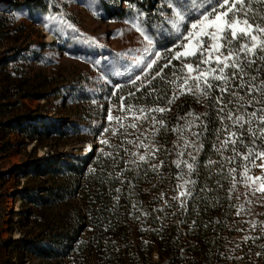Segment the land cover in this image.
Listing matches in <instances>:
<instances>
[{"label": "trees", "instance_id": "16d2710c", "mask_svg": "<svg viewBox=\"0 0 264 264\" xmlns=\"http://www.w3.org/2000/svg\"><path fill=\"white\" fill-rule=\"evenodd\" d=\"M141 3L161 57L147 77L126 86L122 93L127 95L125 102L141 118L147 116L143 120L151 119L149 133L133 140L108 138V143L95 144L87 154L47 153L28 160L25 174L43 180L39 185L22 186L19 193L24 205H30L25 211L31 214L42 210L44 221L41 234L23 236L19 241L33 254L62 264L66 259L72 264H264V224L254 223L264 217V191H255L258 188L252 187L245 173L256 157L244 159L248 147H253L252 137L247 126L240 130L227 120V110L221 113L219 109L223 105L217 103V98L223 97L224 105L233 109V115H239L236 97L221 93L218 88L205 95L194 85L192 92L187 91L184 79L198 73L184 66L192 64L195 69L205 53L174 59L179 36L161 26L163 18L159 11L155 12L158 7L153 0ZM22 6L32 11H59V4L49 0H12V7ZM251 7L253 12L248 22L264 27V5L253 0ZM119 9L120 16H125L122 12L127 10L126 15L130 13V8ZM4 11L10 10L0 8V12ZM228 36L231 37L230 31ZM262 39L264 33H258L254 43L259 44ZM244 42H236L233 47L239 48ZM169 60L171 65L152 80ZM201 66L216 65L213 62ZM262 67V63L255 64L247 78L255 76V83L259 84L264 80ZM213 83L224 86L222 81ZM239 83L232 81V91L244 96L246 102V89L235 87ZM142 84L145 86L141 87ZM76 96L85 98L83 93ZM255 98H261L258 92ZM260 107L245 103L249 113ZM157 108L166 110L140 111ZM47 117L22 114L4 123H13L21 133L36 141L56 135H77L84 127L67 119L58 124ZM153 118L163 124H153ZM121 125L117 123V130H122ZM229 133L243 139L235 152L231 143L227 147L221 143L236 138L229 137ZM141 143L145 147L137 146ZM261 145L264 139L256 141L257 152L264 151ZM141 155L146 157L144 161L139 160ZM189 163L193 164L191 172ZM189 191L191 195H181ZM54 206L59 207V212L50 210ZM246 227L249 233L240 236L239 232Z\"/></svg>", "mask_w": 264, "mask_h": 264}, {"label": "rangeland", "instance_id": "374dc122", "mask_svg": "<svg viewBox=\"0 0 264 264\" xmlns=\"http://www.w3.org/2000/svg\"><path fill=\"white\" fill-rule=\"evenodd\" d=\"M49 1L59 4V11H32L27 6L12 7V0H0V8L10 10L0 12L1 261L6 256L21 262L25 253L23 249L27 248L19 239L41 234L43 230L44 212L37 209L27 213L25 210L30 205H24L19 193L22 186L39 185L43 180L25 174L28 160L47 153L82 154L80 148L88 142L95 145L108 138L133 140L149 133L151 119L146 122L125 99L123 104L121 101V97L127 96L122 93L123 89L137 76L144 77L147 63L157 59L154 53L159 52L152 27L148 26L145 11L141 9L144 0H131L130 3L124 0ZM153 2L158 7L155 12L159 11L163 18L161 26L168 33L179 36L177 52H196L201 40L207 41L205 48L222 44L219 31H216L215 40L202 36L215 31L211 27L215 16L202 19V13L213 0ZM119 8H130V13L126 15L127 10L122 12L125 16H120ZM179 15H184L185 19L180 21ZM231 19L237 20V17ZM243 20L239 17L235 25L237 31L246 29ZM218 23L223 28L225 18ZM193 24L198 27L193 29ZM145 35L151 38V45ZM216 55L218 53L206 51L204 59L214 62ZM206 69L201 66L199 71L205 72ZM81 93L85 98L76 96ZM22 114L40 118L47 115L58 124L67 119L84 127L77 135H56L36 141L21 133L13 123L5 125V121ZM118 122L122 123V130H117ZM133 123L136 128L130 126ZM90 124L95 127L90 128ZM260 165H264V158L256 156L246 173L252 187L258 189L264 188V167ZM256 177L262 179L255 180ZM7 204L12 207L8 208ZM50 210L59 212V207ZM262 218L254 223L263 225ZM248 230L246 227L239 235L247 236ZM30 253L33 264H62ZM153 256L156 258L157 254L154 252ZM65 264L72 263L66 259Z\"/></svg>", "mask_w": 264, "mask_h": 264}, {"label": "snow or ice", "instance_id": "6c2138e0", "mask_svg": "<svg viewBox=\"0 0 264 264\" xmlns=\"http://www.w3.org/2000/svg\"><path fill=\"white\" fill-rule=\"evenodd\" d=\"M259 2L264 5V0H259ZM252 3L253 0H231V3L230 0H213V3L209 5L208 8H205L204 13H202V19L207 20L210 16H215V21H213L211 24V27L214 28L215 31L203 33L202 36L210 37L212 40H215L216 31H219L221 34L220 39L223 41V43L219 46L212 45L209 48H205L204 44L207 43V41L201 40L198 41V43L200 44V48L196 52H177L176 56L174 57V59H180L182 56L185 58L189 56H203L206 51L210 53H218L214 61L216 66L207 68L205 72L199 71L200 65H211L213 63L211 59L200 60L196 63L195 69H193L192 64H186L184 67L188 68L190 71L195 70L198 74L185 78L183 85L188 86L187 91L189 92H192L194 85L197 91H200L205 95L213 88H218L221 93H227L231 96L236 97V103L238 105V108L236 110L240 111L239 115H233V109L228 108L227 105H224L223 97H218L217 103L223 105L219 109L221 113H224L227 110L226 119L232 121L233 125H238L240 130H244L245 126H247V133L252 137L253 147H248V154L244 157L245 160H249L253 155H256L259 158H264V151L257 152L254 147L257 140L264 139V80H261L259 84H256L255 81L257 77L252 76L250 78H247L248 72L255 66V64H264V39H262L259 44L254 43V41L257 40V34L264 33V27H260L259 25L254 26L253 24H249L248 22L251 18L250 14L253 12V9L251 7ZM216 5H218V7ZM237 5H239V7H237ZM241 15L244 16V20L242 22L246 26V29L240 28L239 31H237L235 25L239 22V17ZM222 17L225 18V25L223 28H220L218 22ZM232 17H237V20H232ZM184 19V15H179L180 21H183ZM197 27V24L192 25L193 29ZM229 31H231L230 38L228 36ZM144 38L148 41L149 45L152 44L151 38H149L147 35H145ZM241 40L245 42L240 44L239 48H234L233 44ZM249 42H253L251 43V47H249ZM222 49L224 51H227L228 54L226 56L224 55ZM169 51L172 50L170 49ZM154 55L157 59H152L149 63H147L146 68L143 72V75L145 77H147L148 73L154 68V66L158 63V59L161 57L160 52H155ZM171 63L172 61L169 60L167 64H164L161 68V71L156 73V76L152 77V80L160 77L164 69L168 68ZM260 71H264V67H262ZM177 79H179V77H177ZM139 80H141V76H137L136 79L131 82L135 84ZM235 80L240 81V83L235 85V87L246 89V95L248 97L246 102L244 96H241L238 92L232 91V81ZM213 81H222L224 86L219 87L217 84H214ZM148 84H151V80L148 81ZM144 86L145 85L143 84L141 85V87ZM257 92L261 97L259 100L255 98V94ZM124 99L125 98L121 97L122 104ZM171 102L172 101L169 100V103ZM245 103L249 107L253 106L254 104H260L262 105V107L256 108L254 111L249 113L245 110ZM229 104H231V101H229ZM165 110L166 109L163 108H157L149 110L141 109L140 111L163 112ZM109 119H112L111 115L109 116ZM136 119H140V117H137ZM143 119H147V116H144ZM223 119L224 117L222 116V120ZM156 123H160L162 125L163 121H156V119L153 118V124ZM253 124H255L256 126L253 127ZM130 126L132 128H136L135 123L131 124ZM121 127H123V125H121ZM105 131H108V129H105ZM173 131H180V129H173ZM229 137L236 138L225 139L221 142L222 146L227 147L228 144L231 143L233 145V151L235 152L236 146L243 144V139L241 136H237L236 133H229ZM102 143H108V141L104 140L102 141ZM137 146L145 147V145H143L142 143ZM261 147H264V145H261ZM152 154L154 153H149V155ZM236 155H239V153H236ZM145 158L146 157L144 155L139 156L140 161H144ZM232 159H235V156H233ZM192 160L195 161V156H192ZM260 167H264V165H260ZM188 169L189 172L193 170L192 163L188 164ZM235 171L236 169H230V172ZM247 171L248 169L245 168V173H247ZM254 179L260 180L262 178L256 177ZM187 183H191V181H185V184ZM117 191H119V189ZM255 191H264V188L256 189ZM181 195H191V192L189 191L188 193H181ZM173 199H178V197H173ZM245 239H249V237H246ZM257 255H259V253Z\"/></svg>", "mask_w": 264, "mask_h": 264}, {"label": "built area", "instance_id": "2783aa9c", "mask_svg": "<svg viewBox=\"0 0 264 264\" xmlns=\"http://www.w3.org/2000/svg\"><path fill=\"white\" fill-rule=\"evenodd\" d=\"M261 161V160H260ZM21 201V199L19 198V202ZM8 208L12 207L11 204H7ZM24 250V255L22 257V261L19 262L16 258L12 257V258H9V257H6L3 258V260L1 261L0 260V264H33V260H32V254L27 250V249H23Z\"/></svg>", "mask_w": 264, "mask_h": 264}, {"label": "bare ground", "instance_id": "6f19581e", "mask_svg": "<svg viewBox=\"0 0 264 264\" xmlns=\"http://www.w3.org/2000/svg\"><path fill=\"white\" fill-rule=\"evenodd\" d=\"M93 143L91 142H88V143H85L81 148H80V151L82 154L84 153H87V152H90L93 148Z\"/></svg>", "mask_w": 264, "mask_h": 264}]
</instances>
